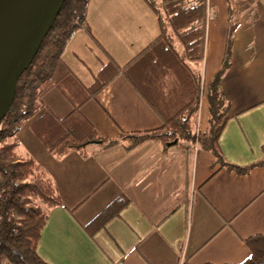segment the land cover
<instances>
[{"label":"crops","instance_id":"0c3cea01","mask_svg":"<svg viewBox=\"0 0 264 264\" xmlns=\"http://www.w3.org/2000/svg\"><path fill=\"white\" fill-rule=\"evenodd\" d=\"M157 19L146 0H92L87 29L73 35L62 59L90 86L106 63L123 66L155 40L161 34ZM229 34L221 87L230 119L218 143L227 163L244 168L263 158L264 0H207L197 133L208 128L206 91L222 67ZM43 104L16 140L18 153L47 172L63 203L50 211L37 245L46 264H240L250 256L243 240L264 236V167L239 174L220 168L197 144L163 151L154 140L131 152L114 146L57 159L30 127L46 111L62 119L72 106L57 90ZM81 114L105 140L162 125L123 77ZM121 195L129 205L118 216L92 236L83 229Z\"/></svg>","mask_w":264,"mask_h":264},{"label":"trees","instance_id":"16d2710c","mask_svg":"<svg viewBox=\"0 0 264 264\" xmlns=\"http://www.w3.org/2000/svg\"><path fill=\"white\" fill-rule=\"evenodd\" d=\"M90 1L65 0L33 62L18 79L13 102L0 122V264H46L37 255V245L50 211L63 203L47 172L32 157L18 153L16 135L44 108L43 97L51 90L60 92L72 111L62 119L46 111L30 128L57 159L70 152L88 156L114 146L131 152L154 140L163 151L197 144L211 152L220 168L239 174L264 167V145L262 160L244 168L227 163L220 153L218 140L230 119L221 87L229 67L230 34L222 67L206 91L209 126L196 132L207 0H146L157 14L161 34L125 65L106 63L93 83L85 86L62 56L73 35L87 29ZM117 77L125 78L137 91L159 117L161 127L122 132L114 140L99 136L81 108ZM128 205L129 200L119 196L83 229L92 236ZM243 242L250 256L240 264H264V236H251Z\"/></svg>","mask_w":264,"mask_h":264},{"label":"water","instance_id":"95a60500","mask_svg":"<svg viewBox=\"0 0 264 264\" xmlns=\"http://www.w3.org/2000/svg\"><path fill=\"white\" fill-rule=\"evenodd\" d=\"M65 0H0V122Z\"/></svg>","mask_w":264,"mask_h":264},{"label":"rangeland","instance_id":"374dc122","mask_svg":"<svg viewBox=\"0 0 264 264\" xmlns=\"http://www.w3.org/2000/svg\"><path fill=\"white\" fill-rule=\"evenodd\" d=\"M91 1H92V0H91ZM91 1H90V2H91ZM90 2H89V3H90ZM87 9H88V8H87ZM207 89H208V87H207ZM209 119H210V115L208 116V125H207V127L209 126V123H210Z\"/></svg>","mask_w":264,"mask_h":264}]
</instances>
